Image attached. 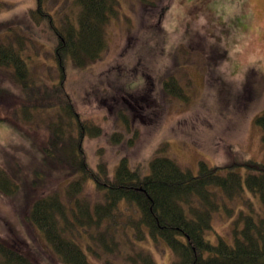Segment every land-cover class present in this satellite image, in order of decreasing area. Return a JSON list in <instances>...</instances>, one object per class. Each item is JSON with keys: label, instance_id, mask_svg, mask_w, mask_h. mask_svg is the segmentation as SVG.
Wrapping results in <instances>:
<instances>
[{"label": "rangeland", "instance_id": "obj_1", "mask_svg": "<svg viewBox=\"0 0 264 264\" xmlns=\"http://www.w3.org/2000/svg\"><path fill=\"white\" fill-rule=\"evenodd\" d=\"M118 1V15L108 23L102 57L85 68L68 60L66 67L67 87L78 111L102 130L84 139L90 164L96 170L103 164L113 178L123 158L134 168L138 162L149 164L156 155L165 156L196 175L201 162L209 166L245 160L264 163V132L256 121L264 111V0ZM36 5V0H0V38L8 37V43L17 47L18 37L12 33L24 36L22 56L31 77L52 83L60 74L52 32L27 20ZM46 7L58 24L66 16L75 19L78 11L74 0H47ZM16 17L23 23L3 28ZM14 71L13 66L0 65V168L19 185L15 197L0 192V237L35 264H63L29 218L35 196L58 192L69 201L68 180L59 173L51 175L53 170L40 162L46 123L57 112L36 111L31 122H24L23 113L14 112L21 100L12 83ZM171 75L183 88L181 98L164 89ZM5 90L14 94L15 101L7 93L2 96ZM13 113L21 121L7 118ZM116 133L119 139L114 140ZM237 170L244 178L253 172L246 166ZM37 174L44 180L34 188ZM88 183L93 185L91 180ZM245 195L260 206L246 185ZM79 196L92 210L103 201L93 187ZM225 200L243 204L241 197ZM114 213L100 224L87 226L89 233L79 238L96 251L86 252L92 262L135 264L130 257L147 251L157 264L176 260L161 238L149 245L132 241L135 232L125 224L139 215L135 206L122 203ZM213 217L205 238L216 242L221 235L232 243V218L223 207ZM99 234L106 243L114 242L112 251L98 239Z\"/></svg>", "mask_w": 264, "mask_h": 264}, {"label": "trees", "instance_id": "obj_2", "mask_svg": "<svg viewBox=\"0 0 264 264\" xmlns=\"http://www.w3.org/2000/svg\"><path fill=\"white\" fill-rule=\"evenodd\" d=\"M36 1V8L28 11L27 20L52 32L50 38L54 41L59 80L37 82L31 77L22 56L25 38L15 32L12 34L18 37L17 47L8 43V37L3 36L5 40L0 38V65L14 67L12 83L18 87L21 99L14 106V112L20 110L24 122H31L36 111L57 112L46 123L40 162L53 170L51 175L59 173L68 180L65 193L69 201L58 192L35 196L29 218L62 263L95 264L86 252L94 254L96 251L89 242L83 244L79 238L89 233L87 226L100 224L108 216L113 217L115 210L124 203L132 204L139 212L125 224L135 232L134 239L131 236L132 241L149 245L154 244L152 239L161 238L176 255L172 264H264V163L245 160L209 166L201 162L196 175L182 168L174 159L156 155L149 164L138 162L134 168L127 158H123L113 178L107 175L103 164L96 170L89 162L84 139L87 135H100L102 130L91 120L83 119L78 111L67 87L66 67L68 60L76 67L85 68L102 57L108 44L107 26L118 15L119 1L74 0L78 7L75 19L66 16L59 24L46 7L47 0ZM19 22L23 23V20L16 17L3 28L10 29L12 24ZM163 84L170 95L184 96L175 76H169ZM5 93L15 101L14 94L5 90L2 96ZM8 116L21 121L17 114ZM256 121L264 132V111ZM112 138L119 139V134ZM240 166H246L253 172L244 178L237 170ZM224 170H227L226 174L222 173ZM37 175L39 179L32 183L34 188L44 180L40 174ZM49 178L46 177L47 180ZM89 180L93 185L88 183ZM245 185L259 198L260 206L256 207L252 199L247 198ZM87 187H93L103 195V201L96 203L93 210L79 196ZM18 188L19 185L0 168V192L15 197ZM237 197L243 199V204H231L225 200L233 201ZM222 207L232 218V243L221 235L216 242L205 238V231L212 228L213 216ZM98 236L112 251L114 242L106 243L104 235ZM1 238L0 264H35L31 257ZM89 238L96 240L97 236L89 234ZM130 260L135 264H157L149 251L131 256ZM106 264L117 263L107 260Z\"/></svg>", "mask_w": 264, "mask_h": 264}]
</instances>
